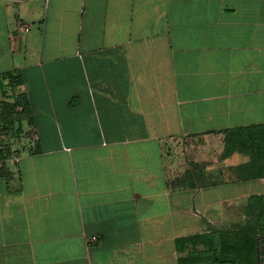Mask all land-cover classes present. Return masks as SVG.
<instances>
[{"label": "crops", "instance_id": "0c3cea01", "mask_svg": "<svg viewBox=\"0 0 264 264\" xmlns=\"http://www.w3.org/2000/svg\"><path fill=\"white\" fill-rule=\"evenodd\" d=\"M18 94L0 264H215L178 239L245 226L264 264V177L216 142L264 123V0H0V100Z\"/></svg>", "mask_w": 264, "mask_h": 264}, {"label": "trees", "instance_id": "16d2710c", "mask_svg": "<svg viewBox=\"0 0 264 264\" xmlns=\"http://www.w3.org/2000/svg\"><path fill=\"white\" fill-rule=\"evenodd\" d=\"M22 106V110H18ZM13 109V113L9 110ZM24 117H30L27 96L18 94L14 101L0 100V162L5 164L14 156L10 139L18 140L23 133ZM226 135L225 156L233 152L247 154L250 159L244 164L232 166L240 177L246 179L264 177V123L238 126L220 130ZM261 227H264V202L260 203ZM254 226L212 232L209 235H190L178 239L179 244H204L209 248L207 257L215 264H257V235ZM192 259L182 258L180 264H189Z\"/></svg>", "mask_w": 264, "mask_h": 264}, {"label": "rangeland", "instance_id": "374dc122", "mask_svg": "<svg viewBox=\"0 0 264 264\" xmlns=\"http://www.w3.org/2000/svg\"><path fill=\"white\" fill-rule=\"evenodd\" d=\"M2 82H4L6 85H5V87L7 86V82H8V78H6V79H2ZM1 96V95H0ZM27 127V126H26ZM26 131V135H25V137H24V139L21 141V142H19V140H15V139H10L8 142H10V143H14L12 146H13V149H14V152L15 153H18L17 151H19V143H21V144H23L22 142H29L30 143V139H31V141H32V134L27 130V129H25ZM216 142H218V143H222L223 145H225V143H226V135L225 134H222V137L220 138V139H216ZM18 143V144H17ZM17 145V146H16ZM224 147V146H223ZM14 153V154H15ZM12 158H14V156L12 157ZM11 158V159H12ZM8 162H10V159H9V161Z\"/></svg>", "mask_w": 264, "mask_h": 264}, {"label": "built area", "instance_id": "2783aa9c", "mask_svg": "<svg viewBox=\"0 0 264 264\" xmlns=\"http://www.w3.org/2000/svg\"><path fill=\"white\" fill-rule=\"evenodd\" d=\"M22 29H23L24 31H29V30H30V28H29L28 25H22ZM17 109H18V110H22V106H19ZM9 112H10V113H13V109H10ZM34 139H35V140H38V135H37V134L34 135ZM95 240H96V237H95V236L92 237V238H90V241H95Z\"/></svg>", "mask_w": 264, "mask_h": 264}, {"label": "water", "instance_id": "95a60500", "mask_svg": "<svg viewBox=\"0 0 264 264\" xmlns=\"http://www.w3.org/2000/svg\"><path fill=\"white\" fill-rule=\"evenodd\" d=\"M257 258H258V264H261L260 262V248L257 247Z\"/></svg>", "mask_w": 264, "mask_h": 264}]
</instances>
